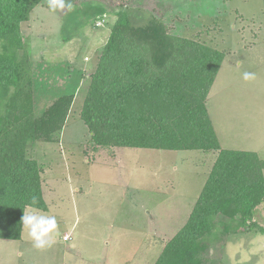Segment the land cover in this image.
<instances>
[{
    "label": "rangeland",
    "instance_id": "obj_1",
    "mask_svg": "<svg viewBox=\"0 0 264 264\" xmlns=\"http://www.w3.org/2000/svg\"><path fill=\"white\" fill-rule=\"evenodd\" d=\"M77 2L74 12L85 22L76 30L75 21H66L69 41L62 40L60 28L70 12L50 11L46 0L21 24L34 68L52 64L77 82L65 121L31 141L26 153L41 166L42 211L56 217L61 235L46 250H37L23 229L20 240L0 239V264H153L203 187L215 153L95 146L79 117L89 75L120 6L148 11L171 33L224 53L206 103L219 143L255 150L264 159V0ZM244 71L254 72L255 80L244 81ZM65 78L56 79L60 90ZM51 93L49 86L35 91L37 118L59 102ZM236 220L216 217L218 228L228 223L229 230L210 244L205 264H264V233ZM252 220L264 227V202Z\"/></svg>",
    "mask_w": 264,
    "mask_h": 264
},
{
    "label": "trees",
    "instance_id": "obj_2",
    "mask_svg": "<svg viewBox=\"0 0 264 264\" xmlns=\"http://www.w3.org/2000/svg\"><path fill=\"white\" fill-rule=\"evenodd\" d=\"M44 1L0 0V239H21V217L33 195L34 207L47 210L41 166L27 156L28 144L62 125L77 83L55 65L34 68L21 24ZM71 3L60 28L63 41L73 38L64 35L66 21H75L76 30L85 22L74 12L77 0ZM115 15L79 117L95 146L215 153L186 221L153 263L205 264L210 244L229 230L228 223L215 224L218 215L264 233L252 220L264 202V159L220 146L206 103L223 52L171 33L162 18L141 8L120 6ZM58 75L66 80L62 90L55 86ZM47 86L59 102L37 118L35 91Z\"/></svg>",
    "mask_w": 264,
    "mask_h": 264
},
{
    "label": "clouds",
    "instance_id": "obj_3",
    "mask_svg": "<svg viewBox=\"0 0 264 264\" xmlns=\"http://www.w3.org/2000/svg\"><path fill=\"white\" fill-rule=\"evenodd\" d=\"M46 3L49 10L53 12L73 10L71 0H46ZM255 78L254 72L244 71L242 73V79L246 82L255 80ZM38 203V198L33 195L30 205L23 211L21 217L22 229L27 230V235L37 250H46L57 243V238L61 235L60 226L54 215H49L34 207ZM68 238L67 235L63 237L64 240Z\"/></svg>",
    "mask_w": 264,
    "mask_h": 264
},
{
    "label": "crops",
    "instance_id": "obj_4",
    "mask_svg": "<svg viewBox=\"0 0 264 264\" xmlns=\"http://www.w3.org/2000/svg\"><path fill=\"white\" fill-rule=\"evenodd\" d=\"M212 87V86H211ZM211 89V88H210ZM209 93H210V90H209ZM209 93H208V96H207V100H208V98H209ZM207 110H208V108H207ZM209 114V113H208ZM210 116V115H209ZM211 118V117H210ZM211 121H212V119H211ZM212 123H213V121H212ZM213 126H214V124H213ZM215 128V127H214ZM215 131H216V129H215ZM218 137V136H217ZM219 140V139H218ZM221 146V145H220ZM222 147V146H221ZM128 148H131V147H128ZM240 150H244V149H240ZM252 151H255V150H252ZM255 152H257V151H255ZM116 156H117V154H116ZM214 160V159H213Z\"/></svg>",
    "mask_w": 264,
    "mask_h": 264
},
{
    "label": "built area",
    "instance_id": "obj_5",
    "mask_svg": "<svg viewBox=\"0 0 264 264\" xmlns=\"http://www.w3.org/2000/svg\"><path fill=\"white\" fill-rule=\"evenodd\" d=\"M64 236H65V235H64ZM64 236H63V237H64ZM67 236H68V235H67ZM68 237H69V236H68ZM63 240H64V239H63Z\"/></svg>",
    "mask_w": 264,
    "mask_h": 264
}]
</instances>
